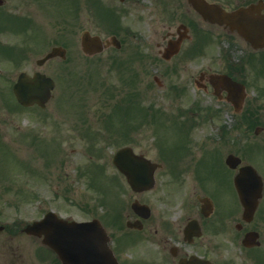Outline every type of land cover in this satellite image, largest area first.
<instances>
[{"label":"flooded vegetation","instance_id":"flooded-vegetation-1","mask_svg":"<svg viewBox=\"0 0 264 264\" xmlns=\"http://www.w3.org/2000/svg\"><path fill=\"white\" fill-rule=\"evenodd\" d=\"M204 1L214 7L213 13H236L242 8L256 7L264 14V0ZM46 7L60 12L57 14L65 9L74 11L75 31L80 36L85 31L95 32L93 27L98 25L101 12L121 16L122 22L115 30L117 35L111 37L116 36L124 44L129 63L158 61L170 65L169 72L156 74L154 80L173 79L171 91L180 89L185 93L193 84L196 88L192 90L212 95L231 108L234 116L229 134L221 133L218 139L232 145L229 154L240 158L238 167H228V154L225 157L219 153L201 166L166 171L180 176L188 174L192 185H183V179H175L172 184L161 185V190L131 193L129 199L102 203L104 210L101 213L93 210L91 220H99L105 229L108 250L93 259L92 264H264V104L255 100L245 103L242 113L246 110L244 117L249 120L242 121L254 126L256 136L249 131L237 137V104L227 100L228 93L212 78L215 74H226L236 82L243 83L245 79L241 63L237 64L231 56L240 44L251 48L237 32V17L233 27L213 23L204 19L189 0H0V149L1 142L10 139L7 132L17 129L13 88L18 81V49L26 48L30 55L34 50L43 51V58L46 46L65 44L63 32L50 36L46 29L43 19ZM85 16L90 18V27L83 22ZM43 26L47 32L44 28L40 32ZM172 41L180 43L181 51L166 61L163 53ZM185 50L186 56L181 57ZM253 52L258 56L251 66L250 89L264 97V75L259 73L264 49ZM29 58L25 56L24 60ZM200 58L203 62L195 65L200 69L196 77L189 80L179 77L183 69L179 64L191 65ZM49 62L63 60L54 58ZM167 74L171 77H166ZM129 84L130 81L127 93ZM140 87L138 83V91ZM185 93L175 100L183 101ZM141 99L139 96V102ZM42 122L37 117L35 124ZM247 166L257 171L263 185L259 193L253 190L249 194L253 200L249 207L242 203L235 185L237 175ZM5 203L12 212L2 210L0 201V264L80 261L78 257L61 258L43 244V238L26 232L33 222L32 211L26 209L32 204L30 200L19 197ZM137 205L144 208L135 209Z\"/></svg>","mask_w":264,"mask_h":264},{"label":"rangeland","instance_id":"rangeland-1","mask_svg":"<svg viewBox=\"0 0 264 264\" xmlns=\"http://www.w3.org/2000/svg\"><path fill=\"white\" fill-rule=\"evenodd\" d=\"M65 13L67 12L65 11L64 14L59 16H43V19L49 23L52 20L59 21L65 30L71 26L69 30H72V32L66 33L67 37L64 34L68 58L63 63L51 62L39 68L36 65V60L43 56V51L36 53L34 50L32 55L29 54V59L18 63V75L23 71L28 74L41 71L53 77L57 83L54 92L55 97L46 110L43 111L35 108L23 110L17 106V129L7 132L10 137V139L5 140L7 143L1 142L3 146L12 145L11 153L7 150L0 151V195H2V201L12 200L14 194L20 193L25 201L30 200L32 202L30 207L28 204L25 206L29 207L26 209L32 211L34 220L41 219L50 211H54L60 216H69L78 220L90 219V215H88L90 208L94 207L98 213L102 212L103 209L100 207L102 199L104 201L129 199L130 189L125 179L113 167L111 163L112 156L120 148L131 146L135 148L137 153L144 154L156 162H161L159 160L161 158L160 146L157 143H160L170 153H175V149L180 145H188L184 140L187 137L186 133L179 126L172 125L175 120L173 113L179 110V107L188 109L194 104V101H202L204 106L222 110L221 118L217 120L219 124L224 123L229 126L233 120L232 111L225 109L224 103L220 104L212 95H203L197 90L195 92L192 90L196 88L193 84L189 87L191 93H189L185 102L172 101V97L168 95V90L174 80L172 78V80L162 78L161 81L164 85L159 88L153 79L156 74L160 75L167 70L168 64L166 63H158L157 61L153 64L143 63L140 66L128 64L126 49L116 50L113 47L98 56L87 57L78 45V33L74 28L75 20ZM83 22L88 27L91 26L89 17H83ZM43 28L46 31L43 26L40 28V32H43ZM93 29L96 34L103 38L111 34L101 23ZM56 33L57 31L51 28L50 36H55ZM70 38H73L72 41H74L72 42ZM52 45L50 44L46 48L49 49ZM252 54L244 45H239L237 51H234L233 55L231 53V56L237 62L240 58L246 56V62L248 63ZM229 55L227 54V57ZM184 56H186V50L181 55V57ZM207 56L209 58L210 55L207 54ZM202 59L196 60L194 64H187V66L179 64L180 68H183L179 77L188 80L196 77L197 71L200 69L195 65L203 62ZM129 69L137 73L134 78H140L141 89L143 94L145 93L144 101L146 105H154L156 109L162 110L151 111L143 115L142 106H140L136 113L121 117L122 125L119 121L120 117L115 115L112 117V123L109 124L107 123L108 119L104 117L118 114L113 113L114 106L124 98V92L120 90L116 93L115 88H121L120 78L121 76L126 78ZM134 72L130 71L131 74ZM166 77L170 78L171 76L167 74ZM246 80L251 83L248 67ZM124 91L126 93V88ZM173 92L175 96H181L185 93L180 89ZM113 93L117 95L114 98L111 96ZM252 96L258 98L256 93ZM105 98L109 99L110 102L109 111L106 113L103 112V100ZM261 101V104H264V101ZM40 116H44L43 120L45 121L49 120L46 123L36 125L37 117ZM86 117L88 120L91 119L88 125L85 122ZM194 117L196 121L201 122L204 114L202 113L198 118ZM217 122L204 123L193 130V135H191L197 139V142L195 141L196 144L193 146L195 149L194 157L190 156L186 159V161L190 160L189 165H194L202 157L203 149L206 151L212 150L215 141L210 139L220 135V126ZM92 123L99 131L100 137L103 138L98 142V145L83 138L82 131ZM56 126H60L59 130ZM31 133H38L40 139L45 143L32 145L29 138ZM105 136L110 139L107 140ZM237 136H239V132H237ZM252 136L254 135L252 134ZM217 147H223V155L229 153L232 148V146L229 147V145H223V143L218 144ZM96 148L102 149V157L100 159L96 158V160L101 161L100 163L104 165L105 170L97 186H92L91 175L85 168L90 165L91 156L89 152L92 151L95 153L94 155L98 154ZM215 148L216 145L213 149ZM49 162H54L49 166L50 169L48 168ZM164 166L166 169L172 168L169 163L164 162ZM79 169H84L82 176L77 174ZM171 179L173 178L168 172H160L158 185L171 184ZM181 179H183V185H192L188 174L185 173ZM3 186L13 188L15 190L14 194L4 193ZM117 189L123 192L115 194L114 190ZM1 206L2 210L8 209L5 207L7 205H4V202L1 203ZM8 211L12 212L10 209Z\"/></svg>","mask_w":264,"mask_h":264},{"label":"water","instance_id":"water-1","mask_svg":"<svg viewBox=\"0 0 264 264\" xmlns=\"http://www.w3.org/2000/svg\"><path fill=\"white\" fill-rule=\"evenodd\" d=\"M248 11V10H247ZM237 27L240 33L251 42H262L264 45V16L252 17L248 12L240 11L237 13ZM258 39V40H257ZM84 51L88 54H94L103 50L99 38H91L89 35L83 37ZM58 52L54 50L48 55V58L55 56ZM227 89L230 95L234 97V89L237 87L238 99H244V87L236 85L232 81H228ZM55 85L53 81L43 75L37 74L35 78H29L22 74L19 82L15 87V94L18 101L24 106H32L39 104L44 107L45 103L51 97V91ZM233 157L228 158L227 163L233 166ZM114 164L122 171L128 178L130 185L134 191H143L150 189L154 185V172L156 165L134 154L131 148H124L117 152L114 157ZM255 178L256 174H253ZM249 175L238 177L236 180L237 189L243 200H247V191L253 184L249 182ZM97 226L96 223L68 224L60 220L54 213L46 215L41 222H36L30 226L28 231L35 235H45V243L61 255L65 250H71L82 255L89 254L93 251V244H91L90 227ZM105 240V239H104ZM72 244V247L69 245ZM104 244V243H103ZM103 244H100L99 249H104Z\"/></svg>","mask_w":264,"mask_h":264}]
</instances>
